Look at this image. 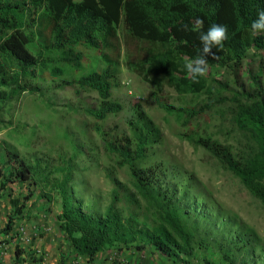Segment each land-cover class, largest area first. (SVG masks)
<instances>
[{
    "label": "trees",
    "instance_id": "1",
    "mask_svg": "<svg viewBox=\"0 0 264 264\" xmlns=\"http://www.w3.org/2000/svg\"><path fill=\"white\" fill-rule=\"evenodd\" d=\"M261 10L264 0H0V125L12 124L10 111L24 95L67 88L75 96L95 93L97 105L85 109L91 132L101 139L112 169L122 170L126 179L119 182L109 173L108 202L98 206L75 177V163L83 153L76 144L70 145L69 156L35 158L29 164L4 143L11 169L7 176L0 170V177L6 183L28 184L48 204L56 200L59 230L87 263L107 248L134 246L138 251L151 247L174 263L189 264L203 253L208 254L201 257L206 264H264V245L252 229L229 217H215L193 174L165 166L157 155L160 131L140 106L132 108L126 133L111 134L103 125L123 110L112 99L116 62L105 54L122 25L130 39L158 48L127 64L138 76L181 97H204L176 108L168 96L154 92L157 106L176 113L189 145L203 150L264 204V60L256 68L243 62L251 45L264 52L263 32L250 37ZM197 18L204 21L203 32L213 24L227 27L223 47L212 50L217 58L207 59L230 70L231 79L204 76L194 82L188 75L185 64L202 54V45L199 32H186L183 26L191 29ZM78 47L97 53L103 69L90 70L91 60ZM219 105L229 109L232 125L247 140L246 150L221 143L202 128L201 120ZM79 135L62 133L63 138H86L84 132ZM31 198L28 193L22 204L11 200L17 215ZM13 226L9 218L4 233ZM14 254L18 260L23 251L16 248Z\"/></svg>",
    "mask_w": 264,
    "mask_h": 264
},
{
    "label": "rangeland",
    "instance_id": "2",
    "mask_svg": "<svg viewBox=\"0 0 264 264\" xmlns=\"http://www.w3.org/2000/svg\"><path fill=\"white\" fill-rule=\"evenodd\" d=\"M79 2L81 0H74ZM117 39L113 46L105 51L107 57L116 62L117 85L112 91V99L120 103L123 110L104 121V127L111 134L119 135L127 132L126 121L131 116L132 108L140 106L160 131L161 144L157 155L165 166L180 169L193 174L203 200L215 214V217L231 218L252 229L264 245V204L253 198L240 181L230 172L222 169L203 150L195 149L181 136L179 123L181 119L176 113H167L160 109L152 94L157 92L170 98L174 107H182L189 100H203V96H178L171 88L163 85L156 88L149 81L138 76L129 62L141 60L157 46L148 45L130 39L122 25L116 28ZM264 35V32H263ZM256 35L250 34L253 38ZM85 57L91 60L90 70H102L104 62L97 53L82 47L77 48ZM260 60H264V52L251 45L244 57V64L256 68ZM207 80L212 78H232L228 73L213 64L208 63ZM48 78L47 74L43 75ZM98 98L95 93H82L75 96L72 89H47L44 96L24 95L19 103L11 109V125H0V170L5 176L11 169L7 161L3 144H10L16 152L29 164L35 158H53L62 154H72L71 144L80 145L83 153L76 160L75 177L78 182H84L88 192L87 198L98 201L103 207L108 202L110 185L107 179L109 173L116 174V180L124 182L126 176L122 170L112 169V163L104 152L101 139L91 132V118L85 109L95 106ZM5 122L9 116L4 114ZM204 128L213 139L230 144L238 150H246L248 143L232 125L229 109L226 106H216L208 113L206 120H201ZM67 131L76 137L79 133L86 138H63ZM32 194L26 203L22 215H17L11 200L22 204L24 196ZM38 191L28 184L6 183L0 177V264H182L174 263L155 252L151 247L138 251L134 246L129 249L111 247L96 255L93 263H87L85 257L77 256L61 237L55 210L57 201L50 204L49 209H42L46 219L41 221L35 216ZM36 201V202H35ZM32 202V205H30ZM30 203V204H29ZM40 205V203H38ZM40 213H37V216ZM9 218L14 222L12 231L6 235L4 227ZM39 221V223L36 222ZM37 225H35V224ZM44 224V225H43ZM36 228H34V227ZM48 229V230H47ZM47 235V236H46ZM47 237V240L44 237ZM54 237L58 243L49 242ZM56 243V246L50 247ZM23 251L21 257L15 259V249ZM199 254L189 259V264H206Z\"/></svg>",
    "mask_w": 264,
    "mask_h": 264
},
{
    "label": "clouds",
    "instance_id": "3",
    "mask_svg": "<svg viewBox=\"0 0 264 264\" xmlns=\"http://www.w3.org/2000/svg\"><path fill=\"white\" fill-rule=\"evenodd\" d=\"M204 21L197 18L194 26L189 29L188 25L183 26L184 31H198L199 40L202 45V54L194 60H190L185 64L188 75L194 82H198V77L206 76L208 72V59L211 56L212 59H216L217 55L212 50L214 48H222L224 42L228 39V30L224 25L213 24L209 27L207 32L201 31ZM251 30L253 35L264 32V10H261L257 14V19L251 24Z\"/></svg>",
    "mask_w": 264,
    "mask_h": 264
},
{
    "label": "crops",
    "instance_id": "4",
    "mask_svg": "<svg viewBox=\"0 0 264 264\" xmlns=\"http://www.w3.org/2000/svg\"><path fill=\"white\" fill-rule=\"evenodd\" d=\"M36 202V201H35ZM37 203V205L35 206L37 209L36 210H38V211H35L36 213H35V216L38 218V220H40L41 221V218H43V220L44 219H46V217H44L45 215L43 214V212L41 211L42 209H49L50 208V204H48L46 201H44V200H38V202H36ZM38 203H40V205H38ZM30 204V203H29ZM30 205H32V202H31V204ZM60 208H59V205L57 204V209L55 210V215H58L59 214V210ZM37 213H40V214H38V216H37ZM38 220H36V222L37 223H39V221ZM35 224V223H34ZM35 225H37V224H35ZM44 225V224H43ZM34 227V226H33ZM35 228V227H34ZM57 228H59V227H57ZM36 229V228H35ZM48 230V229H47ZM61 233V237L63 238V233L62 232H60ZM47 236V235H46ZM44 237L46 240H47V237ZM49 240V242H55L56 241V243H58V240L56 239V238H54L53 236L50 238V239H48ZM56 243H54V244H51V246L50 247H54V246H56Z\"/></svg>",
    "mask_w": 264,
    "mask_h": 264
}]
</instances>
